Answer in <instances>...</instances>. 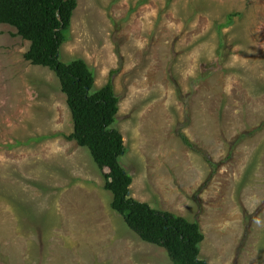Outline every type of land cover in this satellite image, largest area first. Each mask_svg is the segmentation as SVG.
<instances>
[{"label":"rangeland","instance_id":"1","mask_svg":"<svg viewBox=\"0 0 264 264\" xmlns=\"http://www.w3.org/2000/svg\"><path fill=\"white\" fill-rule=\"evenodd\" d=\"M30 47L0 24V264H174L112 209ZM77 59L96 89L116 72L131 196L198 222L201 260L264 264V0H78L61 49Z\"/></svg>","mask_w":264,"mask_h":264},{"label":"trees","instance_id":"2","mask_svg":"<svg viewBox=\"0 0 264 264\" xmlns=\"http://www.w3.org/2000/svg\"><path fill=\"white\" fill-rule=\"evenodd\" d=\"M77 7L78 0H0V24L15 28L17 36L31 43L24 56L27 62L56 74L74 123V132L66 139L90 151L103 173L106 190L113 194L112 209L144 242L165 249L174 264H209L200 258L205 235L198 222L154 209L131 196L133 177L121 162L127 147L115 127L121 101L112 78L116 72L104 87L96 89L95 72L85 60L61 61ZM180 137L216 169L219 164L205 151L183 133ZM47 138L51 137L43 139Z\"/></svg>","mask_w":264,"mask_h":264}]
</instances>
